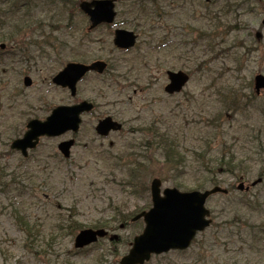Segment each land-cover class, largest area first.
I'll use <instances>...</instances> for the list:
<instances>
[{
    "label": "rangeland",
    "instance_id": "1",
    "mask_svg": "<svg viewBox=\"0 0 264 264\" xmlns=\"http://www.w3.org/2000/svg\"><path fill=\"white\" fill-rule=\"evenodd\" d=\"M13 1L1 5L7 12L1 19L20 27L14 38L0 41L5 44L0 49V264H119L143 230L142 220L131 219L151 208L153 179H159L161 190L180 186L193 191L219 154L228 152L242 161L236 171L241 179L247 184L257 179L258 164L246 158L256 150L258 132L264 129V91L256 96L255 109L242 107L238 112L223 110L222 94L230 86L254 93L253 77L264 76V0H232L230 6L225 0H147L146 20L127 16L128 1L121 0L113 25L91 32L87 18L69 0H19L15 7ZM216 18L221 26H216ZM226 24L237 30L221 33ZM115 29L135 32L134 48L116 49ZM205 32L218 34L211 46L199 38ZM250 46L256 51L246 53ZM95 60L107 63L105 73L88 74L77 84L75 97L51 82L66 63ZM166 70L190 75L180 93L163 91ZM25 76L30 86L23 85ZM82 100L91 101L94 110L81 117L78 133L41 137L26 158L10 149L29 120L43 121L54 107ZM245 102L242 99L241 106ZM106 116L123 128L103 138L94 127ZM70 138L75 144L64 159L57 144ZM171 143L175 162L163 155L162 147ZM215 176L224 179L223 188L237 183L227 173ZM249 195L264 204V180ZM238 198L232 193V204H227L214 195L206 207L216 214L225 208L227 218L239 209ZM239 212L250 214L247 209ZM250 215L248 222L257 225L262 214ZM97 227L108 237L74 248L80 230ZM211 231L198 235L185 253L172 251L146 264L193 262ZM246 238L238 234L231 244L230 239L214 244L202 264H264V254L239 251L248 247Z\"/></svg>",
    "mask_w": 264,
    "mask_h": 264
},
{
    "label": "water",
    "instance_id": "2",
    "mask_svg": "<svg viewBox=\"0 0 264 264\" xmlns=\"http://www.w3.org/2000/svg\"><path fill=\"white\" fill-rule=\"evenodd\" d=\"M118 0H91L82 1L79 9L90 22L89 30L101 24H112L115 18V3ZM264 25V19L262 20ZM136 36L133 32L117 29L113 35V45L118 49L127 50L134 46ZM4 48V45H1ZM106 68L103 61H94L88 65L81 63H68L52 79V82L61 88H68L73 97L76 93V84L87 72L101 74ZM168 84L164 87L167 94L178 93L188 81V75L182 71H167ZM25 86L31 85L28 77L23 79ZM264 90V76L254 77V91L259 94ZM93 108L91 103L82 101L72 106H58L44 121L31 120L27 123V131L23 137L14 140L10 148L27 155L28 149L37 145L39 138L58 137L66 132H77L81 122L80 115L89 112ZM121 125L110 117L100 120L95 131L100 136H107L110 131H119ZM73 140L61 142L57 148L64 158L70 155ZM259 182V181H257ZM161 182L153 179L150 184L152 207L147 212L137 215L134 220L142 218L145 224L142 233L133 239L131 249L123 256L119 264H143L149 260L151 254H160L170 249H186L197 231L203 230L208 221L204 217L207 212L204 203L208 196L219 192L225 193L218 187H214L203 193L180 192L175 188H165L160 192ZM256 183H253L255 185ZM239 190H247L243 184H239ZM107 235L100 230H81L74 239L75 248H83Z\"/></svg>",
    "mask_w": 264,
    "mask_h": 264
},
{
    "label": "trees",
    "instance_id": "3",
    "mask_svg": "<svg viewBox=\"0 0 264 264\" xmlns=\"http://www.w3.org/2000/svg\"><path fill=\"white\" fill-rule=\"evenodd\" d=\"M7 1L8 0H0V41H4V40L9 41L10 39L14 38V35L16 34L17 28L20 27L19 24L6 23L5 20L3 21L1 19V17L7 13L6 11H4V9L1 7V5ZM127 1H128V8H129V9L126 8L127 16H131L132 18L135 17L137 19L140 18L139 16H143V19H145V20L150 16V13H148V11H147V9H148V7H147L148 1L147 0H127ZM19 2H20L19 0H14L11 4L13 7H15V6H19ZM78 2H79V0H69V3L72 5V7L77 8V9H78ZM225 2L227 4V6H230V3L232 2V0H225ZM21 4L26 5L27 2H23ZM215 23H216V26H221V24L219 22V18H216ZM134 29H136V28L134 27ZM223 29L224 30L221 33H225V34L237 30L236 25H228V24H226ZM217 36H218L217 33L215 35H213L210 32H207V33L205 32V33H200L199 38H203L206 42H209V44L211 46L212 41ZM200 45H202V44H200ZM242 47H244V46H242ZM220 51H221V53H223L224 49H221ZM254 51H256L254 46L253 47L250 46L248 49H246V53H250V52H254ZM1 54H2V52H0V55ZM216 54L218 55V53H216ZM248 85L250 87L251 82H249ZM225 91H226V93L222 94V97H223L222 106H223L224 111L231 109L232 112H238V111H242L241 110L242 107L243 108L249 107L248 108L249 110L255 109L256 97L253 95L252 92L248 96L245 90L243 91L242 88L239 89V88H235L233 86H230L229 88L225 89ZM242 99H244L246 101L243 104V106H241ZM260 113H261V115L264 116V107H262L260 109ZM220 117H221V115H220V113H218L217 118H220ZM257 139H258L257 148L251 155H249L246 158V161L249 160V161L258 162L259 167H260V169L258 171V177L263 178L264 177V129L262 131L260 130L258 132ZM158 143L159 144L160 143L165 144V140L159 141V139H158ZM162 150H164L163 155H164V158L166 161L175 162L177 160V157H175L177 155L176 154V148L174 147V145L172 143L166 149L162 147ZM226 155H227V153H225V154L222 153L220 156L217 157L218 160H216L215 164L213 165V169L212 170H206L207 173H205L206 175H205L203 184H198V186H196L195 189H201V188L203 189V188L210 186V185L215 186V185L223 184L225 182L224 179L217 178L215 176V172L228 173L231 176H234L235 178H237L236 171L240 168L242 161H238L237 157L233 153H231L229 158H227V160H225ZM197 156H199V154H197ZM247 174L248 173L246 172L245 175H247ZM203 175L204 174H202V176ZM136 179H137V176H136ZM177 187H178V189L180 188V186H177ZM257 207L263 209L264 204L261 203V205H257ZM257 222H258L257 225H253L252 223L245 221L244 231H245L246 237H247L246 238V244L249 246V249L251 251L262 252V251H264V217L260 218V220H257ZM72 224L74 225V227L76 229L81 228V226L78 225L76 222H72ZM238 234H240V232H238ZM223 237H224V239H230L231 240L233 237V234L232 233L230 234V230H229L225 235H223ZM251 251L249 253H251Z\"/></svg>",
    "mask_w": 264,
    "mask_h": 264
}]
</instances>
